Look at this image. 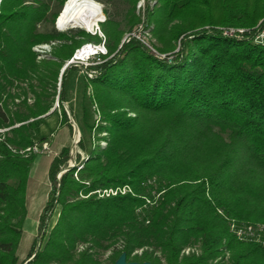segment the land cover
Returning <instances> with one entry per match:
<instances>
[{"label": "trees", "instance_id": "obj_1", "mask_svg": "<svg viewBox=\"0 0 264 264\" xmlns=\"http://www.w3.org/2000/svg\"><path fill=\"white\" fill-rule=\"evenodd\" d=\"M27 1L0 0V264H114L122 253L137 263L264 264V246L230 229L264 224V46L252 41L264 0H144L154 52L122 42L126 30L104 9L107 54L82 78L76 148L85 156L67 169L62 147L48 160L38 243L19 262L34 159L19 150L46 139L39 127L58 113H48L56 98L71 129L61 103L75 68L60 70L82 42H102L80 29L38 32L50 3ZM121 1L132 29L138 0ZM50 40L37 61L32 46Z\"/></svg>", "mask_w": 264, "mask_h": 264}, {"label": "rangeland", "instance_id": "obj_2", "mask_svg": "<svg viewBox=\"0 0 264 264\" xmlns=\"http://www.w3.org/2000/svg\"><path fill=\"white\" fill-rule=\"evenodd\" d=\"M45 1L50 3V11L46 15V18L43 21L37 23L36 25V29L40 33H48V32H51L52 30H55L59 33H63V32L69 31L70 29H80L87 34L98 35L99 37H101L102 42H103L104 37L100 31L99 23L104 21L105 19L104 9H106L107 12L110 14V16L116 21L120 22L121 27L126 30V32L123 35L122 42H127L131 38L138 39V40H143V38H147L150 40V42H153V44L155 43L154 39L150 35L149 28H145L146 24L144 23L145 19L143 17L144 15L143 12L145 8L144 0L137 1L136 12L140 11V14L142 16H141V21L138 24L134 25L132 29H127L128 28L126 24L127 4L124 1L95 0L96 2L100 4L102 18L98 21L97 26L92 31H87L86 29L82 27H78V26H74V27L71 26L65 29H58L56 27V19L66 0H45ZM27 2L33 3L32 0H28ZM154 4L155 2L153 0L149 2V6L151 8L153 7ZM231 30H233L234 32H237L235 28H231V29H226L225 34L226 35L235 34V33L230 34L229 32ZM242 32H243V29H242ZM57 42H58L57 40H50L46 42H40L32 46V51L36 55V60L39 61L47 57L53 45L56 44ZM102 42L99 44H96L94 42L84 41L82 42L80 46H82L85 43H90L92 45L94 44V45L101 46ZM44 45H47L49 47L46 50V52L44 54L37 52V50H39V47L44 46ZM104 49L106 51L105 54L98 53L96 55L90 56V59L88 60H84V61L76 60L75 62L69 64V65H73L75 69L74 71L70 73L68 77V83L66 86L67 102H62L61 106L67 112H69L68 108L71 107L73 113L71 115L69 113L68 119L69 117H71V119L73 120V123L76 125L77 131H78V135H77L78 140L80 138V130L77 125V122L80 118L82 78L83 76H87L88 78L94 77L95 71L89 70L87 69V67L90 65L100 63L102 61L101 55L107 54V50L105 46H104ZM96 58H98V61L97 63H94L97 60ZM89 72L93 73L91 77L88 76ZM26 86H27L26 83H23V82L19 84V87L26 88ZM59 90H60V83H57V92ZM27 94H28L26 97L27 103H32V94L31 93H27ZM22 98H24L23 95H22ZM54 105H56L55 108L57 109L58 113L55 116L45 118L44 122L41 123L39 127L40 135L46 137V139L43 141H37V140L35 141V144L40 145V146L43 143H47L48 147L50 148V151L48 153L34 154V159H33L30 172H29V177L27 180V186H26L27 213H26V218H25L23 228H22L21 241L17 249V256L19 258V262H22V263L27 259L28 253L30 252V250H32L33 245L37 246V243H38L37 239L39 236V231H38L39 216L42 213V210L50 197L49 195H50L51 185H50V181L48 177V160L57 157L58 151L62 147H69V153L71 155L72 142L75 140L74 127L70 119H69V122L71 124V129L68 127L67 123H61L60 121V115H59L60 105L58 103L57 98L54 101ZM91 109H94L93 106H91ZM100 144L102 146L105 145L104 142H101ZM74 149H75L74 154L72 156L73 160H68V165L72 163L74 166L79 167L81 166L80 161L84 158L85 155L84 153H82L76 148V145ZM76 154H78L79 159L77 158ZM58 176H59V173L56 174L57 178ZM239 225L244 226L247 224L241 223ZM250 225H264V224H260V223L252 224L251 223ZM187 251H185V253H187ZM108 254H109L108 251L105 253H102L100 256L101 261H104L106 257L108 256ZM30 259L31 258L27 259V261H29ZM27 261H25L24 263H26Z\"/></svg>", "mask_w": 264, "mask_h": 264}, {"label": "built area", "instance_id": "obj_3", "mask_svg": "<svg viewBox=\"0 0 264 264\" xmlns=\"http://www.w3.org/2000/svg\"><path fill=\"white\" fill-rule=\"evenodd\" d=\"M255 30L256 31L253 35L252 41L256 44L264 46V19H262L258 22ZM237 32L242 33V29H237ZM229 33L231 34V33H235V32L233 30H231ZM140 41H142L148 47V49H150V51H153L151 45L149 44V42L147 41L146 38H143V40H140ZM48 48L49 47L47 45L40 46L39 50H37V52L44 54ZM83 50H84V52H82L83 53L82 56H76V54L78 52L83 51ZM98 53H103V54L106 53L104 46H103V42H102L101 46L94 45V44L92 45L90 43H85L82 46H80L78 49L75 50L73 56L68 61V63L69 64L73 63L76 60H78V61L88 60V59H90V56L96 55ZM43 57H44V55H43ZM96 59L97 60L94 63H97L98 58H96ZM92 74L93 73L89 72L88 76L91 77ZM6 130L7 129H0V134L5 132ZM49 151H50V148L48 147L47 143H43L41 146L34 143V144L24 148V149L19 150V153L24 154V155H28V154H37V153H48ZM71 164L72 163H70V165ZM80 167L81 166H79L77 168H80ZM128 191H129L128 187L124 186L121 188H108V189H102V190H95L93 192L96 193L99 197H103V196H109V195H116L118 193L124 194ZM230 229L236 234V236L239 240H247L248 239V240H252L255 242H259L262 246H264V225L247 224L244 226H240V225L235 224L233 221H230Z\"/></svg>", "mask_w": 264, "mask_h": 264}, {"label": "bare ground", "instance_id": "obj_4", "mask_svg": "<svg viewBox=\"0 0 264 264\" xmlns=\"http://www.w3.org/2000/svg\"><path fill=\"white\" fill-rule=\"evenodd\" d=\"M101 18V7L95 0H66L57 16L56 27L65 29L78 26L92 31ZM82 52L84 50L78 52L76 56H82Z\"/></svg>", "mask_w": 264, "mask_h": 264}, {"label": "water", "instance_id": "obj_5", "mask_svg": "<svg viewBox=\"0 0 264 264\" xmlns=\"http://www.w3.org/2000/svg\"><path fill=\"white\" fill-rule=\"evenodd\" d=\"M69 63L67 62V63H65L64 64V66L62 67V69L60 70V75L63 73V71H64V69L66 68V66L68 65ZM56 107V105H54L51 109H50V111L48 112V113H50V112H52L53 110H54V108ZM47 113V114H48ZM67 114H68V116H69V112H67ZM69 119H70V121L73 123V120L71 119V117H69ZM73 127H74V136H75V140L72 142V146H71V157H70V160H73V152H74V148H75V145H76V143H77V141H78V139L76 138V136L78 135V131H77V128H76V125L73 123ZM71 167H73V164H71V165H68L67 166V169L68 168H71ZM59 177V176H58ZM114 264H151V263H149V262H142V263H137V262H126V260H125V255L122 253V254H120L119 255V257L117 258V260L115 261V263Z\"/></svg>", "mask_w": 264, "mask_h": 264}]
</instances>
